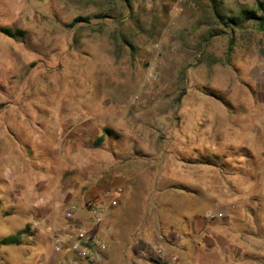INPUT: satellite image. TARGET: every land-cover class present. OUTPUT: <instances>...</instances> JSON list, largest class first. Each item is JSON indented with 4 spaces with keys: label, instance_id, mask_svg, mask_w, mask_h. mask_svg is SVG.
<instances>
[{
    "label": "rangeland",
    "instance_id": "obj_1",
    "mask_svg": "<svg viewBox=\"0 0 264 264\" xmlns=\"http://www.w3.org/2000/svg\"><path fill=\"white\" fill-rule=\"evenodd\" d=\"M220 1L233 14L255 5ZM146 16L142 0H0V28L24 31L13 39L0 30V238L27 223L38 229L35 242L0 246V264L54 258L50 236L69 223L67 197L81 204L87 189H108L114 161L134 147L155 157V146L178 151L180 144L185 156L194 147L199 154L251 147L260 165L226 178L212 167L199 173L196 183L211 194L204 217L221 245L196 253L193 264H264V31L253 22L230 31L208 16L212 35L202 40L209 46L169 51L164 60L158 39L129 35L132 26L145 33ZM77 17L88 22L70 25ZM135 40L159 43L156 80L147 67L155 48L145 54ZM204 88L224 98L226 120ZM215 204L224 217L209 218ZM106 221L104 213L96 225ZM82 228L105 243L102 264L138 260L130 247L107 244L104 229Z\"/></svg>",
    "mask_w": 264,
    "mask_h": 264
},
{
    "label": "crops",
    "instance_id": "obj_2",
    "mask_svg": "<svg viewBox=\"0 0 264 264\" xmlns=\"http://www.w3.org/2000/svg\"><path fill=\"white\" fill-rule=\"evenodd\" d=\"M142 1L151 13L145 19L146 31L139 34L132 26L129 35L146 41L158 39L164 60L170 58L169 51L186 55L189 51L192 52L188 47L209 46L207 41L202 40V37L207 39L212 35L206 26V18L213 16L209 0H185L183 3L179 2L180 4L174 0ZM171 25L169 33H165V28ZM145 40L140 43L135 40L131 44L140 52L150 53L154 46ZM187 60L188 55L182 62ZM213 104L218 108L219 117L222 114L226 120L227 112H221L223 104L215 99ZM212 114L208 112L207 116L211 117ZM212 117H216L215 113ZM196 123L200 124L198 121ZM153 149L155 151L152 154L157 157H149L148 153L134 147L133 154L114 161L108 180V189L112 192L114 204L106 209L105 224L93 223L83 208L84 201L78 204L69 201L68 197L65 200L64 218L69 223L85 225L97 231L104 229L102 234L107 236V244L130 247V252L138 260L124 264H149L150 260L145 251L152 242L175 255L177 264H193L196 253L207 255L221 245L219 239L213 235L216 232L213 223L204 217L211 210L210 189L204 184L196 183V178L203 177L199 173L212 170L211 166L184 162L174 155V150H165L159 145ZM183 149L180 144L177 152L184 154ZM195 149H191V154ZM101 192L87 189L80 195L91 198ZM202 199L209 200L208 205ZM68 210H73L72 219L66 218ZM210 233L213 236H208ZM136 245L141 246L139 251L135 250ZM105 250L102 252L103 258H106ZM223 251L226 252L224 248Z\"/></svg>",
    "mask_w": 264,
    "mask_h": 264
},
{
    "label": "trees",
    "instance_id": "obj_3",
    "mask_svg": "<svg viewBox=\"0 0 264 264\" xmlns=\"http://www.w3.org/2000/svg\"><path fill=\"white\" fill-rule=\"evenodd\" d=\"M210 1V9L214 18L221 22L226 29L230 31L235 28H242L244 23L253 22L258 25V27L264 31V0H255V5L253 8L249 9L247 7H240L236 14H233L231 10L227 7H224V3L220 0H209ZM88 22L87 17H77L74 19L70 25H74L79 21ZM1 32L6 36L18 39L24 36V31L19 29L12 28H0ZM215 34H219L216 32ZM203 93L211 98L219 101L223 105L226 104L224 98L216 93L203 89ZM226 106V105H225ZM103 132L108 134H113L111 129H104ZM99 141H102V136L99 137ZM257 150V149H256ZM174 155L180 160L187 163H196L203 164L207 166H211L219 170L224 178L230 177L236 174H240L243 172H249L251 169L259 168L260 165H257V158L253 154V149L247 146H238V147H228L226 153L223 154H214L203 151V154H199L195 149L193 154L189 156H185L182 153L174 151ZM260 155V154H259ZM232 187V186H231ZM231 189V188H230ZM241 191L234 190V195L238 196ZM256 195H251V201L256 202L254 198ZM234 207V206H232ZM235 208V207H234ZM38 229L32 227L30 223H27L24 227L20 229V231L16 232L13 235H7L0 238V246H16L20 245L25 240V242H35L37 239ZM249 259L256 260L254 257H249ZM264 262V258L262 259Z\"/></svg>",
    "mask_w": 264,
    "mask_h": 264
},
{
    "label": "built area",
    "instance_id": "obj_4",
    "mask_svg": "<svg viewBox=\"0 0 264 264\" xmlns=\"http://www.w3.org/2000/svg\"><path fill=\"white\" fill-rule=\"evenodd\" d=\"M155 53L153 61L148 62V77L157 79L155 58H159V43H154ZM114 204L112 192L106 189L98 195L85 200L83 208L95 224L101 223L109 205ZM73 210L66 212V218H73ZM224 217L220 207L215 204V211L209 215L210 219ZM35 225V224H34ZM52 256L54 258L42 261L39 264H100L102 252L106 249L105 243L96 235L88 232L77 223H68L66 227L53 230L50 236ZM149 264H177V257L166 252L158 243L152 242L146 249Z\"/></svg>",
    "mask_w": 264,
    "mask_h": 264
}]
</instances>
